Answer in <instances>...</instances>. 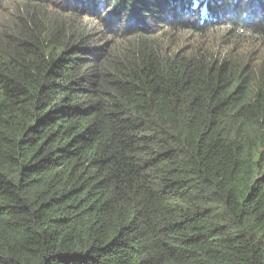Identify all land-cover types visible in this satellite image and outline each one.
Listing matches in <instances>:
<instances>
[{
  "label": "trees",
  "instance_id": "16d2710c",
  "mask_svg": "<svg viewBox=\"0 0 264 264\" xmlns=\"http://www.w3.org/2000/svg\"><path fill=\"white\" fill-rule=\"evenodd\" d=\"M0 264H264V0H0Z\"/></svg>",
  "mask_w": 264,
  "mask_h": 264
}]
</instances>
